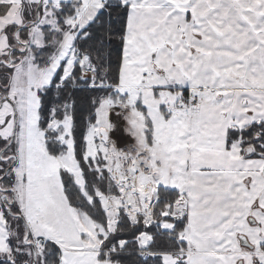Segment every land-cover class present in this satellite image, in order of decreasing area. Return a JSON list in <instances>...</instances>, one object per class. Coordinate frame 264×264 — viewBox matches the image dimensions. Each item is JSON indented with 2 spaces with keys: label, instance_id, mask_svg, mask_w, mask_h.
<instances>
[{
  "label": "snow or ice",
  "instance_id": "obj_1",
  "mask_svg": "<svg viewBox=\"0 0 264 264\" xmlns=\"http://www.w3.org/2000/svg\"><path fill=\"white\" fill-rule=\"evenodd\" d=\"M0 264H264V0H0Z\"/></svg>",
  "mask_w": 264,
  "mask_h": 264
}]
</instances>
